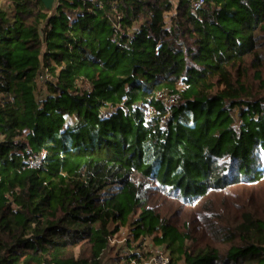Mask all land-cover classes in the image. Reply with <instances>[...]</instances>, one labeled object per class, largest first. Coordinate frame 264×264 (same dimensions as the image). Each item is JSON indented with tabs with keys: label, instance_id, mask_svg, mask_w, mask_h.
I'll return each instance as SVG.
<instances>
[{
	"label": "trees",
	"instance_id": "trees-1",
	"mask_svg": "<svg viewBox=\"0 0 264 264\" xmlns=\"http://www.w3.org/2000/svg\"><path fill=\"white\" fill-rule=\"evenodd\" d=\"M196 1L0 0V264H264V0Z\"/></svg>",
	"mask_w": 264,
	"mask_h": 264
},
{
	"label": "rangeland",
	"instance_id": "rangeland-1",
	"mask_svg": "<svg viewBox=\"0 0 264 264\" xmlns=\"http://www.w3.org/2000/svg\"><path fill=\"white\" fill-rule=\"evenodd\" d=\"M144 242L142 247L137 248L139 242H135L134 237L131 235V229L123 227L111 240L107 264H119L123 260H128L132 254L141 255L144 264H153L152 261L156 251L161 252L157 249L162 248L154 246L151 238H147Z\"/></svg>",
	"mask_w": 264,
	"mask_h": 264
},
{
	"label": "built area",
	"instance_id": "built-area-1",
	"mask_svg": "<svg viewBox=\"0 0 264 264\" xmlns=\"http://www.w3.org/2000/svg\"><path fill=\"white\" fill-rule=\"evenodd\" d=\"M57 2H58V0H54V6L56 5ZM203 5H204V0H197L195 2V9L198 10V9L202 8ZM158 96L160 98H164L165 102L170 103V104H172L178 100V97L170 96L168 94H160ZM154 115H155V113H153L152 110L148 109L144 113V118L146 120H150ZM111 240H110V242H111ZM160 248H162V247H160ZM157 250H159L161 252L156 251V253H155L156 255H154L152 263L153 264H171L169 252L167 250H165L164 248L157 249ZM139 256H141V255H139ZM119 264H144V263H142V256L140 259H136V258H134V254H132L128 260H123Z\"/></svg>",
	"mask_w": 264,
	"mask_h": 264
},
{
	"label": "water",
	"instance_id": "water-1",
	"mask_svg": "<svg viewBox=\"0 0 264 264\" xmlns=\"http://www.w3.org/2000/svg\"><path fill=\"white\" fill-rule=\"evenodd\" d=\"M48 10H52L54 7V0H41Z\"/></svg>",
	"mask_w": 264,
	"mask_h": 264
}]
</instances>
